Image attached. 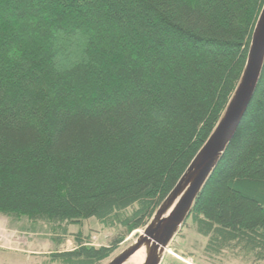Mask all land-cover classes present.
Listing matches in <instances>:
<instances>
[{"label":"trees","instance_id":"16d2710c","mask_svg":"<svg viewBox=\"0 0 264 264\" xmlns=\"http://www.w3.org/2000/svg\"><path fill=\"white\" fill-rule=\"evenodd\" d=\"M263 6L0 0V215L55 250L78 227L41 264L108 263L122 237L96 247L87 220L149 223L232 99ZM187 219L208 257L264 264V59Z\"/></svg>","mask_w":264,"mask_h":264},{"label":"water","instance_id":"95a60500","mask_svg":"<svg viewBox=\"0 0 264 264\" xmlns=\"http://www.w3.org/2000/svg\"><path fill=\"white\" fill-rule=\"evenodd\" d=\"M264 59V6L254 28L241 80L215 129L149 223L128 248L107 264H124L144 250L140 264H158L163 248L189 215L196 193L208 178L252 98Z\"/></svg>","mask_w":264,"mask_h":264},{"label":"rangeland","instance_id":"374dc122","mask_svg":"<svg viewBox=\"0 0 264 264\" xmlns=\"http://www.w3.org/2000/svg\"><path fill=\"white\" fill-rule=\"evenodd\" d=\"M37 225L38 228L42 226L40 223ZM143 229L123 235L121 230L103 229L95 219L87 220L81 226L84 237L90 234V244L96 247L108 246L113 239L122 237V241L115 246V256L132 245ZM68 230V238L55 250L49 236L44 231L39 230L37 233L20 231L16 226L9 224L6 217L0 215V264H41L53 251H70L75 245L72 235L77 232L78 227L71 225ZM205 243L206 238L199 235L187 219L172 237L171 247L178 256L189 258L191 263L195 264H254L230 258L228 255L208 257L204 253ZM143 251L141 250L142 254ZM131 258L124 264H140L142 261L141 259L139 263H134ZM168 262L169 264H183L172 256L168 258Z\"/></svg>","mask_w":264,"mask_h":264},{"label":"built area","instance_id":"2783aa9c","mask_svg":"<svg viewBox=\"0 0 264 264\" xmlns=\"http://www.w3.org/2000/svg\"><path fill=\"white\" fill-rule=\"evenodd\" d=\"M173 248L171 247V243H169L167 246H165L163 248V251L160 255V260L158 262V264H169L168 262V258L170 256H172L173 258H175L176 260L182 262L183 264H195V263H191V260L189 258H184V257H180L178 256L173 250ZM190 260V261H189Z\"/></svg>","mask_w":264,"mask_h":264},{"label":"bare ground","instance_id":"6f19581e","mask_svg":"<svg viewBox=\"0 0 264 264\" xmlns=\"http://www.w3.org/2000/svg\"><path fill=\"white\" fill-rule=\"evenodd\" d=\"M141 250H143V249H140V250H138L133 256H132V262H134V263H139V261L142 259V257H143V255H144V251H143V254H142V252H141ZM143 259H144V257H143ZM142 259V260H143ZM142 262V261H141Z\"/></svg>","mask_w":264,"mask_h":264}]
</instances>
